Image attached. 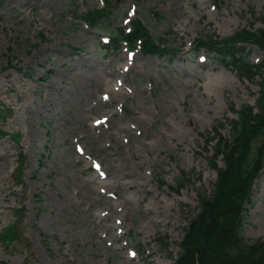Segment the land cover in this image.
<instances>
[{"label":"rangeland","instance_id":"obj_1","mask_svg":"<svg viewBox=\"0 0 264 264\" xmlns=\"http://www.w3.org/2000/svg\"><path fill=\"white\" fill-rule=\"evenodd\" d=\"M106 1L0 0V264H174L217 179L208 137L257 103L261 79L193 43L264 29V0H116L88 29ZM137 19L179 55L102 49ZM242 232L264 236V171Z\"/></svg>","mask_w":264,"mask_h":264},{"label":"trees","instance_id":"obj_2","mask_svg":"<svg viewBox=\"0 0 264 264\" xmlns=\"http://www.w3.org/2000/svg\"><path fill=\"white\" fill-rule=\"evenodd\" d=\"M115 1L107 0L103 10L88 11L83 15L84 21L92 29L101 27ZM114 31L109 48H105L107 51L119 49L121 41H126L131 49L140 46L146 55L163 57L177 53V50L163 48L162 40L153 38L139 20L131 33L122 29ZM240 44H256L264 50V29L256 33L242 30L225 39L206 35L196 41L197 50L205 48L214 54L213 62L236 69L240 77L260 78L261 91L256 106L246 104L239 111L232 107L238 113V120L230 123L233 131L230 138L220 134L208 137L207 144L216 142L209 162L217 172V180L213 189L199 193L198 211L188 218L181 251L174 264H264V237L250 241L242 232L246 206L251 202L255 181L264 168V60L258 66L253 65L249 62V53ZM222 126L219 123L218 127ZM12 229L11 233H3L4 237L10 238L14 234ZM165 240H161L164 246Z\"/></svg>","mask_w":264,"mask_h":264},{"label":"snow or ice","instance_id":"obj_3","mask_svg":"<svg viewBox=\"0 0 264 264\" xmlns=\"http://www.w3.org/2000/svg\"><path fill=\"white\" fill-rule=\"evenodd\" d=\"M97 167H99V165H97Z\"/></svg>","mask_w":264,"mask_h":264}]
</instances>
